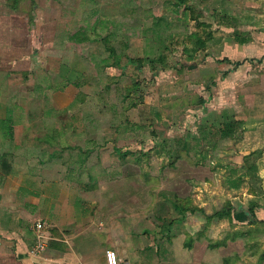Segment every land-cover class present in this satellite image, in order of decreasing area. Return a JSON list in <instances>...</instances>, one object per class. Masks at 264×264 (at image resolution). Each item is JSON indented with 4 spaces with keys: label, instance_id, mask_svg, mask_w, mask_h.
I'll use <instances>...</instances> for the list:
<instances>
[{
    "label": "rangeland",
    "instance_id": "rangeland-1",
    "mask_svg": "<svg viewBox=\"0 0 264 264\" xmlns=\"http://www.w3.org/2000/svg\"><path fill=\"white\" fill-rule=\"evenodd\" d=\"M8 1L0 0V27L24 29L25 43L37 48L31 57L50 65L56 101L79 92L58 117L89 128L73 133L97 156L93 167L104 168L103 186L119 188L146 224L181 220L185 240H195L196 255L210 253L209 263L264 264V177L244 174L231 185L250 146L239 129L238 136L197 138L230 114L210 96L224 72L233 25L224 9L233 3L192 0L189 11L175 0H19L16 8ZM192 32L206 45L189 59ZM158 55L163 62L150 66L147 57ZM20 80L16 74L9 82Z\"/></svg>",
    "mask_w": 264,
    "mask_h": 264
},
{
    "label": "crops",
    "instance_id": "crops-1",
    "mask_svg": "<svg viewBox=\"0 0 264 264\" xmlns=\"http://www.w3.org/2000/svg\"><path fill=\"white\" fill-rule=\"evenodd\" d=\"M218 1L233 3L231 11L224 9L233 25L222 24L230 37L210 99L216 93L217 102H226L223 110L239 120L246 154L264 148V0ZM23 32L0 27V264H106V248L116 251L120 264H224L205 261L210 253L195 254L181 220L146 224L119 188L103 186L104 168L93 167L97 156L73 133L89 128L58 117L79 92L56 101L50 65L31 57L37 48L25 43ZM16 74L20 82H9ZM57 93L59 99L68 95ZM256 172L264 177V149ZM38 239L43 247L33 252Z\"/></svg>",
    "mask_w": 264,
    "mask_h": 264
},
{
    "label": "trees",
    "instance_id": "trees-1",
    "mask_svg": "<svg viewBox=\"0 0 264 264\" xmlns=\"http://www.w3.org/2000/svg\"><path fill=\"white\" fill-rule=\"evenodd\" d=\"M8 1V0H7ZM19 0H9L8 2H11V7L16 8L17 4H18ZM176 1V5H183V9H189L192 10V4L191 1L192 0H175ZM190 39H191V47H188L189 49L187 50L188 54L187 57L189 59H191L194 56V52H196L198 49L205 47L206 45V40L204 38H202L201 35L197 34L196 32H192L189 35ZM164 56L163 55H158L156 57L153 58H149L147 57V60L149 61V64L151 66V64L154 65V63L156 64H160L163 62ZM223 60V59H222ZM137 61L140 63H144V59H140L137 58ZM148 64V65H149ZM156 66V65H155ZM134 85L136 86L137 84L134 83ZM10 118V117H9ZM8 118V119H9ZM222 121L220 123L217 124L216 128L207 130L206 132H204L203 135H200L198 138V140L201 141V139L206 138L207 136L209 137H213L215 136V134L219 133L222 136H226V137H233V136H238V128H239V120L230 117L228 114L223 113L222 114ZM3 121V120H2ZM212 127V126H211ZM204 130V127H202V131ZM215 133V134H214ZM209 137V138H210ZM189 144L185 141L181 142V147H184L186 149H188ZM262 149H257V150H253V151H249L246 154H243L242 156V164H241V169H242V173H240L237 178L231 180V185L232 186H238L239 181H243L244 179V174L247 175H251V180H252V176L257 175V162H256V158L259 157L260 153H261ZM177 208H179V206L176 205ZM185 207H180L179 210H181L182 212L184 211ZM194 209V208H192ZM197 211L203 213V209L202 208H196ZM250 213L252 216H254V213L252 211V209H249ZM220 215V213L215 212L212 214H204L205 217V222H209L210 220H212L213 215ZM215 244H213L214 246Z\"/></svg>",
    "mask_w": 264,
    "mask_h": 264
},
{
    "label": "built area",
    "instance_id": "built-area-1",
    "mask_svg": "<svg viewBox=\"0 0 264 264\" xmlns=\"http://www.w3.org/2000/svg\"><path fill=\"white\" fill-rule=\"evenodd\" d=\"M36 227V233L37 235L40 237V227H41V223L39 221L36 222L35 224ZM38 243L34 246V248L31 251H36L39 250L43 247V242L41 241V239H38ZM104 258H105V263L106 264H120L118 261V257L116 254V251L112 248H106L104 251Z\"/></svg>",
    "mask_w": 264,
    "mask_h": 264
}]
</instances>
